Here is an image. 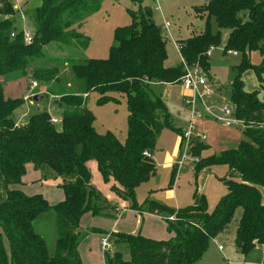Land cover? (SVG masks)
<instances>
[{"label": "trees", "instance_id": "16d2710c", "mask_svg": "<svg viewBox=\"0 0 264 264\" xmlns=\"http://www.w3.org/2000/svg\"><path fill=\"white\" fill-rule=\"evenodd\" d=\"M29 1L25 0V5ZM1 2L0 17L4 19L0 20V77L25 72L52 43L68 45L81 39L89 42L70 28L77 15L100 10V0H41L38 7L26 13L35 27L32 42L27 44L23 30L16 27L13 2ZM201 12L206 15L201 16L205 26L179 41L180 56L187 66H199L208 74L210 65L205 54L210 47H219L227 32L225 53L242 55L241 64L234 70L230 101L236 118L245 124V139L235 149L206 159L201 155L207 145L194 140L190 154L200 159L195 164L196 176L206 168L226 166L240 173L242 179L221 180L228 192L212 211L203 196L198 205L179 210L148 201L149 213L169 215L167 230L173 237L155 241L141 235L112 234L116 244L127 246L131 258L125 261L116 251L105 255L106 264H195L210 242L227 230L239 209L242 214L235 246L244 255L256 246L264 248V203L260 192L264 188V101L259 99V92H247L243 81V74L252 70L264 88V64L253 66L250 59L255 52L264 57V0H210ZM129 15L131 24L115 30V44L107 59H89L73 67L78 90L61 97L59 104L64 110L56 117L61 120L60 126L54 125V117L44 111L18 127L14 113L24 101L6 98L0 83V264H82L78 250L81 218L88 213L114 217L108 200L91 184L88 163L95 161L104 183L111 184V192L130 202V209L135 210L138 188L157 173L153 153L158 138L165 129L179 132L166 102L154 88L180 85L184 64L166 67L168 41L155 23L151 8L140 7L137 12L129 11ZM212 21L217 31L212 29ZM34 75L40 78L51 74L37 70ZM93 93L100 95L97 105L101 107L119 105L121 98H126L129 115L124 143L112 132L96 131V118L87 107ZM28 165L36 171L50 170L63 179L60 188L65 200L52 206L42 195L9 190L11 185L22 184ZM51 211L57 222L53 256L44 238L34 230V223ZM3 237L8 241L9 254Z\"/></svg>", "mask_w": 264, "mask_h": 264}, {"label": "rangeland", "instance_id": "374dc122", "mask_svg": "<svg viewBox=\"0 0 264 264\" xmlns=\"http://www.w3.org/2000/svg\"><path fill=\"white\" fill-rule=\"evenodd\" d=\"M9 1H13L14 6L16 4V6L20 7L19 9H14L17 21L16 27L23 31L25 28V31L33 34L35 32V27L30 19L31 16L26 13L38 7L41 0H30L27 5H25V0ZM204 1L207 0H144L143 3L140 4L131 0H100V10L98 12L77 15L74 19L75 23H73L70 31L72 30L76 33L82 34L89 40V42L86 41V39H81L73 40L68 45L58 42L52 43L44 48L43 57L31 61V64L25 72L0 77V83L5 89L4 92L6 93V98L9 99V97H15L14 100L24 101L23 105L14 113L16 125L18 127L26 125L29 118L39 112L47 111L54 118H59L61 116V113L64 110L59 104L61 97L75 94L78 90V83L74 78L73 67L89 59H107L110 47L115 44V30L131 24L129 11L137 12L140 7H149L153 10L154 21L157 26L162 29L164 37L168 41V60L165 65L168 68L176 67V65L178 66L181 58L179 55V49L177 48L179 41L186 40L191 37L192 34L199 33L205 26V20L201 18L202 15L206 18L205 13L202 14L201 12L203 6L193 10L194 6L199 5V3H204ZM158 6L163 7L162 10H164L166 14L157 11ZM1 8L2 2L0 0V9ZM3 19V17H0V20ZM23 21L26 22L25 27L23 26ZM166 22L171 24L170 32L164 29V24ZM79 26L81 27L79 28ZM212 29L217 31V26L214 21H212ZM227 35L226 32L221 45L217 47V50L209 60L210 67L208 75L209 78H211L215 95H217L216 99L220 100V104H227L230 108L234 109V106L230 101V89L235 77L234 70L241 64L242 55L232 56L225 53L224 44ZM250 59L253 66H261L264 64V57L257 52L252 53ZM37 70L48 71L51 75L36 78L34 73ZM247 74L243 77V81L246 85V91H249L259 82H257L258 80L254 72H248ZM33 83H36L37 87H34ZM169 88L174 90L177 97L181 96L184 103L185 95L182 88L179 86L173 87L174 89H172L165 85H157L154 90L158 95H161L166 102L167 96L165 94L166 90H169ZM218 90H220V93ZM258 95L259 99L264 101V88H262L261 93ZM36 96L40 98L39 101H35ZM99 98V94L93 93L89 95L87 101L88 109L96 118L94 123L96 131L99 134H104L110 131L122 142L123 137H127L128 131L127 117L129 112L127 109L126 98L122 97L119 105L110 103L103 107L97 105V100ZM209 102H212V100L210 99ZM212 103L216 106L220 105L215 102ZM213 124L221 127L220 123L214 122ZM173 126H176L175 122H173ZM195 126V131H197V125L195 124ZM236 127L242 131L245 125L238 123L234 128L237 129ZM201 135L204 136L203 134ZM204 137H206V135ZM233 147L235 146H230V148ZM185 148L186 144L184 143L182 154L185 151ZM218 151V148L211 149L209 152L204 153L203 157H208L210 153L215 154L218 153ZM188 157L192 159L193 156L189 154ZM93 164L96 163L94 162ZM194 165L195 164L190 160H186L185 163L183 162L182 168L184 169L180 181L181 190L178 193L179 201L172 200L170 205L179 206V203H182V207H186L194 204L193 196L200 191L195 187L197 186V181L194 177ZM216 168H219L218 170L226 171L229 169L224 166H212L213 170H217ZM35 170L36 169H33L32 166H29L28 175L23 178L22 184L11 185L9 190H24L28 195L30 193H38L44 195L45 199L51 205L59 203L61 200H59L58 197L61 194L63 195L62 189L60 188L63 179L55 177L54 173L50 170H37V174L34 173ZM170 175V173L169 175H166V172L160 170L157 175L160 185L169 187L171 180ZM217 175H219L220 180L226 178L224 176L225 173H217ZM41 182H44L43 185H41ZM93 184L101 188V190L99 189V192L101 191V194L106 199H109L107 200L108 202L110 201L109 204L113 208L110 213L112 215L115 213L116 215H113L114 217H93L91 213H88L82 217L79 227L80 242L78 249L79 254L81 252L84 257L85 263L102 264L101 259L104 258L106 254H104L100 248L99 242L101 236H106L105 234L107 232L104 233V230H108L113 226L114 222H117L115 216L118 215L115 209L117 207L121 209L124 202L117 203L115 201L117 196L111 192L110 188L105 185V183H103V180L96 170H94L93 174ZM219 190H224L227 193V188L222 181L220 183L219 181L213 180L212 183L201 189L202 195L205 198L210 211L216 206L215 201L218 196L216 193ZM146 192V187H141L137 190L136 203L138 209L148 208V204L146 203ZM163 194H165V192ZM151 200H154L153 196L151 197ZM128 204L131 203L128 202ZM167 207L170 208L169 206ZM126 213L123 215H126ZM241 214L242 210H237L235 217L227 230L210 242L206 253L195 264H244L245 255L235 246L236 228ZM34 226L36 231L43 235L48 251L53 256L57 244V222L55 212L51 211L44 214L34 223ZM121 229L118 231H123ZM1 233L2 231L0 228V235ZM165 233H169L167 229ZM115 240L114 237L111 239L114 246L111 254L119 251L122 253L123 259L129 261L131 256L127 246L125 244L117 245ZM3 245L6 252L9 254V245L5 237H3ZM221 247L223 248L222 250L220 249Z\"/></svg>", "mask_w": 264, "mask_h": 264}, {"label": "crops", "instance_id": "0c3cea01", "mask_svg": "<svg viewBox=\"0 0 264 264\" xmlns=\"http://www.w3.org/2000/svg\"><path fill=\"white\" fill-rule=\"evenodd\" d=\"M209 1L210 0L204 1V3H199V5L193 7V10L195 8L205 6ZM14 7L20 8L19 6H16V4ZM162 9H163V7H161V10L159 12L165 13V11ZM157 11H158V9H157ZM25 24H26V22L23 21L24 27H25ZM25 30L26 29L24 28V31ZM181 63H182V58H180L178 65H180ZM248 72L253 73L252 70H249V71L244 73L243 77ZM247 75H250V74H247ZM210 80H211V78H210ZM165 86L171 87L172 89H174L173 87H177V86L182 88L181 85H177V86L165 85ZM4 91H5V89H4ZM261 91H262V88L259 86V83H257V85L255 87H252V89L247 91V92H249V93L259 92V94H260ZM218 92L220 93V90H218ZM183 93H184V91H183ZM5 95H6V93H5ZM165 95L167 96L166 104H167L168 110L171 114L173 122H175V124H176V126H174V127H175V129L179 130V132L172 131L169 129H165L161 133L160 137L158 138L156 150L153 153V159L157 165V173L150 181H148V182H146L140 186V188L146 187V191H147L146 192V195H147V199H146L147 202L146 203L148 204V208L147 209H138V205H137V209L132 210V209H130L131 204H128V202H125V201L121 200L118 196L117 197L115 196L116 197L115 201L117 203L122 202V201L124 203H123L121 209L119 207L116 208V209L120 210L119 213L116 212L118 215V216H115V218H117V222H114L113 226L110 227L108 230L107 229L104 230V233L107 232L105 235H111V239L113 238L112 234L122 233V234H127V235H134V236L141 235L145 238H149V239H152L155 241H168L173 237L172 234L165 233V231L167 229L166 220L169 218V215H167V214L156 215V214L149 213V210H148L149 209V202L148 201H154V202H157V203L162 204V205L166 204L165 206H169L173 210H179V209L185 208V207H182V203H179L180 204L179 206H177V205L172 206V205H170V202L172 200H174V201L177 200V202L179 201L178 193L181 190L180 181H181V178H182L181 176L183 174V169H184V168H182L183 166L180 165L182 157H183V154H182L183 144H182L181 134L185 131V128L188 125V122L190 119V111L185 106V104L183 103L181 96L177 97L175 95L174 90H171L169 88V90H166ZM184 95H185V93H184ZM9 98L14 99L15 97H9ZM212 102L220 104V100H217L216 98ZM213 123L214 122L210 121V120H205V121H199L198 120L196 122L197 134L198 135L203 134L204 136L206 135V137H204V140L202 142L205 145H207V147H208V149L202 153V155H201L202 159H206V158L214 156V155H219L221 152L226 151V150L235 149L240 144V142H242L244 140L243 131H244L245 127L241 131L237 127L236 128L238 130L234 128L237 125H235L231 128H226L221 124H220L221 125V127H220L219 125H214ZM108 132H110V131H108ZM126 138L127 137L124 136L122 142H125ZM169 139H170V141H169ZM230 146H235V147L230 148ZM214 148L219 149L218 153H215V154L210 153L208 155V157H203L204 153L209 152L211 149H214ZM94 162L95 161H91L88 163V167H89L91 174H92V181H91L92 185H94L93 184L94 170H96L97 173H99L98 165L96 162H95L96 164H93ZM29 166H32V165L27 166V175H28V167ZM224 167H226V166H224ZM33 169H34V167H33ZM216 169L217 170H213L212 167L206 168L203 171H201V173L198 176H196V174L194 172V177L197 181V186H195V187H197L200 191H199V193L197 192L196 194H194V196H195V197L193 196V198H194L193 203L194 204L189 205V206H195V205L199 204V202L203 196L201 189H203L204 186H208L210 183H212V180L213 181H219L221 183V180L219 179V175H217V173H220V174L225 173L224 176L226 178L232 179L235 181H241V179H242L240 173H238L237 171H231L228 168H227L228 171L218 170L219 168H216ZM160 170L166 172V175H169V173L171 174L170 175L171 180L169 183V187H165L164 185H160L158 178H157V175L160 172ZM194 171H195V165H194ZM34 173L37 174L36 170L34 171ZM99 175L102 179V176L100 173H99ZM43 183L44 182H41V185H43ZM103 183H104V181H103ZM105 185H107L111 189V184H105ZM95 186L96 185H94V187ZM96 187L95 188L98 191H99V189L101 190V188L99 186H96ZM220 189H223V188H220ZM18 191H20V190L18 189ZM22 192L24 194L28 195L27 192H25L24 190ZM62 192H63V195L61 194L58 197L59 200H61V201H59V203H61L65 200V193L63 190H62ZM164 192H165V194H163ZM227 192H228V190H227ZM260 192H261V196H262V202L264 203V188H260ZM216 194H218V196H217V199L215 201L216 202L215 205L227 193L224 190H219ZM34 195H41V194H38V193L37 194H31L30 193L28 196H34ZM42 196L44 197V195H42ZM152 196H153L154 200H151ZM59 203H57V204H59ZM57 204H55V205H57ZM189 206H186V207H189ZM125 213H126V215H123ZM113 215H116V214L113 213ZM87 216H91V215H87ZM119 229H121L123 231H118ZM34 230L37 234H39L40 236L43 237V235H41L40 233H38L36 231L35 226H34ZM102 237H104V235L101 236V238ZM100 241H101V239H100ZM99 244H100V242H99ZM263 251H264V248H261L260 246H256L254 250H252L249 254L245 255L244 264H264ZM80 257L82 260V264H88V263H85L84 257L82 256L81 252H80ZM101 261H102V264H106V256L104 258H102Z\"/></svg>", "mask_w": 264, "mask_h": 264}, {"label": "built area", "instance_id": "2783aa9c", "mask_svg": "<svg viewBox=\"0 0 264 264\" xmlns=\"http://www.w3.org/2000/svg\"><path fill=\"white\" fill-rule=\"evenodd\" d=\"M163 1V0H161ZM16 7L15 9H17ZM19 9V8H18ZM161 10V7L158 6V11ZM164 29L170 32L171 24L166 22L164 24ZM24 32V38L27 44L32 42L33 34L28 31ZM14 37V35H13ZM177 45V43L175 42ZM179 45V44H178ZM177 48L180 53V45ZM217 50V47H210L209 50L205 54V58L210 60L213 56V53ZM228 55L238 56L237 52L229 51ZM185 67V75L181 79V87L185 93L184 104L190 111V119L185 131L181 135L182 144H186L185 151L183 152V157L180 165H183L186 160H190L192 163L197 164L200 159L192 157L189 158L188 155L191 152L192 145L191 143L194 140H199L202 142L204 140V136L198 135L197 131H195V124L199 121L210 120L216 123H220L226 128H231L235 125L244 124L240 120L236 118L235 115V107L234 109L230 108L229 105L221 103L220 105H213L212 101L217 98L215 95V90L212 85V81L210 80L208 74L199 66L189 67L183 61ZM34 87H37L36 83H33ZM52 123L56 126L61 125V120L58 118H53ZM245 125V124H244ZM148 156L147 153H145ZM120 210L116 209V212L119 213ZM113 244L111 241V235H106L101 238L100 248L104 254L112 253ZM223 249L222 247L220 248ZM264 254V251H263Z\"/></svg>", "mask_w": 264, "mask_h": 264}, {"label": "water", "instance_id": "95a60500", "mask_svg": "<svg viewBox=\"0 0 264 264\" xmlns=\"http://www.w3.org/2000/svg\"><path fill=\"white\" fill-rule=\"evenodd\" d=\"M39 99H40V98H39L38 96L35 97V101H39Z\"/></svg>", "mask_w": 264, "mask_h": 264}]
</instances>
